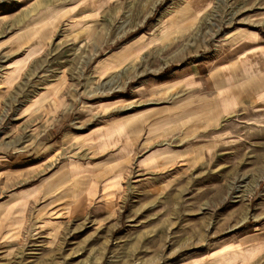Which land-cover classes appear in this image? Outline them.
Wrapping results in <instances>:
<instances>
[{
	"label": "rangeland",
	"instance_id": "1",
	"mask_svg": "<svg viewBox=\"0 0 264 264\" xmlns=\"http://www.w3.org/2000/svg\"><path fill=\"white\" fill-rule=\"evenodd\" d=\"M248 31L264 0H0V264H264V87L174 78Z\"/></svg>",
	"mask_w": 264,
	"mask_h": 264
},
{
	"label": "crops",
	"instance_id": "2",
	"mask_svg": "<svg viewBox=\"0 0 264 264\" xmlns=\"http://www.w3.org/2000/svg\"><path fill=\"white\" fill-rule=\"evenodd\" d=\"M245 35L248 39L239 41L232 50L234 52L225 54L221 60L216 61V64L207 68L198 64L191 70L186 69L180 72L181 74L174 78L184 85H193V88L199 91L206 88L208 92L240 86L245 87L244 91L247 93L257 90L258 86L264 87V34L248 31ZM202 68L204 69L203 82L200 80ZM147 89L153 92L155 86ZM262 242H264V236Z\"/></svg>",
	"mask_w": 264,
	"mask_h": 264
}]
</instances>
